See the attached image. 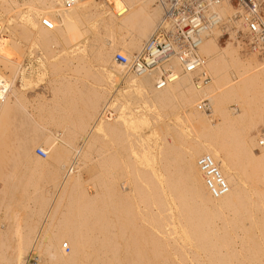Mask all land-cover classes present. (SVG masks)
<instances>
[{
  "label": "bare ground",
  "instance_id": "1",
  "mask_svg": "<svg viewBox=\"0 0 264 264\" xmlns=\"http://www.w3.org/2000/svg\"><path fill=\"white\" fill-rule=\"evenodd\" d=\"M160 1L0 0V264H264V52L224 1L203 75L157 89L114 55L144 48Z\"/></svg>",
  "mask_w": 264,
  "mask_h": 264
},
{
  "label": "built area",
  "instance_id": "2",
  "mask_svg": "<svg viewBox=\"0 0 264 264\" xmlns=\"http://www.w3.org/2000/svg\"><path fill=\"white\" fill-rule=\"evenodd\" d=\"M61 1L69 6L76 0ZM224 1L234 7V17L241 20L246 33L244 41L249 48L264 52V15L260 0H161L162 17L144 48L130 58L116 52L114 60L135 74L158 73L155 80L157 89L173 82L180 74L196 73L200 78L204 59L197 50L205 35L212 28L222 25L218 8ZM1 29L0 24V33ZM223 33L228 35V31ZM173 59L179 70L172 65ZM200 106L206 110L207 100H202ZM259 145H264V140H260ZM36 154L41 157L46 155L42 148H37ZM197 163L211 195L217 198L227 193L228 183L214 160L204 155L198 158ZM63 247L68 250L65 243Z\"/></svg>",
  "mask_w": 264,
  "mask_h": 264
},
{
  "label": "rangeland",
  "instance_id": "3",
  "mask_svg": "<svg viewBox=\"0 0 264 264\" xmlns=\"http://www.w3.org/2000/svg\"><path fill=\"white\" fill-rule=\"evenodd\" d=\"M260 2H261V8H262L261 10L264 14V0H261ZM89 27L90 26H87V31H86L87 34L85 33V37L87 36L86 39H90V37L93 39L94 34L97 33L98 29L94 25H91V27H90L92 30H89L90 29ZM223 32H224V30L220 32L222 34L220 37V44L221 45H223L225 43V41H227V39H229V36H228L229 34L225 35ZM116 36L121 37V33H117ZM240 36H241L240 31H237V33L235 32V34H234L235 40H233V42L240 40ZM101 38H103V36ZM234 43H236V42H234ZM240 53H242V52H240ZM29 62H30V59L26 61V63H28V65H29ZM45 79H46V76H43L39 73V67L34 63V66L31 69V75L26 79L25 84L26 85H33L32 88H34V91L41 92V91H43V88H44L43 86L45 84L44 81H46ZM32 88L28 89V91H30L28 94H30V95L34 93ZM31 89H32V91H31ZM0 185H1V182H0Z\"/></svg>",
  "mask_w": 264,
  "mask_h": 264
}]
</instances>
